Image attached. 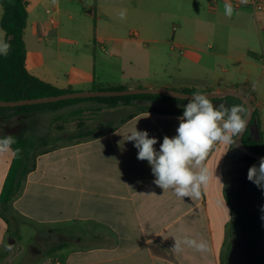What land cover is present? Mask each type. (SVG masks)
I'll return each instance as SVG.
<instances>
[{"label":"crops","instance_id":"0c3cea01","mask_svg":"<svg viewBox=\"0 0 264 264\" xmlns=\"http://www.w3.org/2000/svg\"><path fill=\"white\" fill-rule=\"evenodd\" d=\"M25 1L32 75L73 93L237 91L252 101L264 140V10L233 6L227 17L226 0H161L159 11L153 0ZM3 14L0 4L6 42ZM79 99L0 117V137L18 126L13 135L35 146L8 201L1 197L15 153H0V264H260L264 241L244 232L234 211L238 201L247 207L248 194L236 141L209 151L212 179L200 198H180L154 184L126 138L136 126L159 150L164 136L176 135L187 103ZM219 99L213 104L239 105ZM184 236L206 241L207 251H171Z\"/></svg>","mask_w":264,"mask_h":264},{"label":"clouds","instance_id":"9594fccd","mask_svg":"<svg viewBox=\"0 0 264 264\" xmlns=\"http://www.w3.org/2000/svg\"><path fill=\"white\" fill-rule=\"evenodd\" d=\"M247 3V0H240ZM224 14L231 17L233 5L227 0L223 5ZM120 18H126V10H121ZM11 45L0 40V55H7ZM174 98L179 99L177 95ZM183 115L178 117L179 126L173 137L164 136L159 150L154 146L157 138L149 137L147 131L137 130L136 126L129 129L126 141L134 142L138 150L137 159L146 160L151 167L154 184L165 190H172L177 197L199 199L202 189L207 187L212 179V173L205 166L209 151L216 144L230 145L243 134L247 126V115L241 105L225 107L223 103L214 105L211 94L193 93L187 98ZM14 143L12 136L0 138V153L7 152ZM19 149L15 152L19 153ZM247 179L257 187L264 189V157L258 166L249 167ZM198 252L207 251L206 241L176 237L173 252L183 251V247Z\"/></svg>","mask_w":264,"mask_h":264},{"label":"trees","instance_id":"16d2710c","mask_svg":"<svg viewBox=\"0 0 264 264\" xmlns=\"http://www.w3.org/2000/svg\"><path fill=\"white\" fill-rule=\"evenodd\" d=\"M0 4L4 9V14L1 19V27L5 32L6 42L11 45V48L6 56L0 55V101L10 102L26 99H40L73 93L71 89H59L54 85L32 75L28 71L26 66L27 48L24 38L29 18L27 2L25 0H0ZM184 92L195 93L196 91L187 90ZM96 99L106 102L109 105H117L121 103L128 105L134 100H147L153 102L181 101L164 95L149 94ZM77 100L80 99H71L38 105H27L15 108L1 107L0 117L7 113L11 115H18L20 112L32 113L44 106H62ZM223 100L243 105L245 111L247 112L246 105L240 99L226 97ZM218 101H221V99H213L212 103H216ZM181 102L187 103L188 101L185 100ZM257 117L258 113L255 110L253 120L250 124L249 130L245 133L243 140L245 146L249 150L257 154L264 155L263 134L260 130V123L257 122ZM12 139L14 140V143H12L10 147L15 153V159L1 197V200L3 201L11 200L14 197L16 191L15 189H12L11 181H13L14 178H17V172L19 169L23 171V174L28 172L30 168L29 154L35 147L33 144L17 135H12ZM16 149L20 150L19 153L15 152ZM235 152L239 159L244 163L251 166L256 164L258 166V160L247 156L236 147ZM233 169V165H230L229 173L232 175L234 174ZM14 185L16 186L15 183ZM234 211L239 227L244 232L250 233L255 239L258 238L261 241H264V213L251 211L241 201H238L235 205ZM255 258L260 264H264V257L256 255Z\"/></svg>","mask_w":264,"mask_h":264},{"label":"water","instance_id":"95a60500","mask_svg":"<svg viewBox=\"0 0 264 264\" xmlns=\"http://www.w3.org/2000/svg\"><path fill=\"white\" fill-rule=\"evenodd\" d=\"M141 94H149V95H164L171 98H174L173 95H177L179 100L185 101L188 97L192 96L193 93H186L181 91H176L172 89H150V88H136V89H129V90H98V91H91V92H76V93H69L60 96H53V97H46L40 99H26L20 101H0V108H8V107H21L27 105H38V104H45V103H54L64 100L70 99H79V98H112V97H125V96H132V95H141ZM204 94H211L212 100L219 99V98H226V97H234L240 99L247 107V126L243 134L237 137L236 139V147L238 150L246 154L247 156L254 158L259 161L261 157L264 155L257 154L251 150H249L244 144V135L249 130L250 124L254 117L255 108L252 101L246 97L245 95L241 94L237 91H227L224 93H213L207 92ZM176 99V98H175ZM10 129V132H7L8 135L17 134L18 126Z\"/></svg>","mask_w":264,"mask_h":264},{"label":"rangeland","instance_id":"374dc122","mask_svg":"<svg viewBox=\"0 0 264 264\" xmlns=\"http://www.w3.org/2000/svg\"><path fill=\"white\" fill-rule=\"evenodd\" d=\"M154 1V8L155 10L163 9V4L161 0H153ZM103 3L106 6L112 5L113 0H104ZM191 9L190 4L187 2L186 4V11L188 12ZM191 11V10H190ZM206 12V11H205ZM186 53L188 50L185 51ZM251 165H244L242 174L243 180L246 184L248 189V194L246 196V205L251 211L264 213V189L257 187L253 182L247 179L248 169ZM240 175V178L242 176Z\"/></svg>","mask_w":264,"mask_h":264},{"label":"built area","instance_id":"2783aa9c","mask_svg":"<svg viewBox=\"0 0 264 264\" xmlns=\"http://www.w3.org/2000/svg\"><path fill=\"white\" fill-rule=\"evenodd\" d=\"M229 2L235 7L239 8L244 5L252 6L255 10H264V0H247V3H241L240 0H229ZM51 264H61L60 261L54 260Z\"/></svg>","mask_w":264,"mask_h":264}]
</instances>
